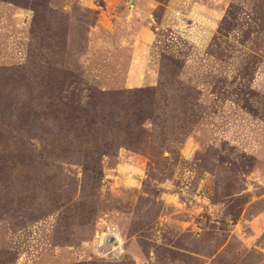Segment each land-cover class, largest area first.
Returning <instances> with one entry per match:
<instances>
[{"label":"rangeland","instance_id":"1","mask_svg":"<svg viewBox=\"0 0 264 264\" xmlns=\"http://www.w3.org/2000/svg\"><path fill=\"white\" fill-rule=\"evenodd\" d=\"M0 264H264V0H0Z\"/></svg>","mask_w":264,"mask_h":264},{"label":"crops","instance_id":"2","mask_svg":"<svg viewBox=\"0 0 264 264\" xmlns=\"http://www.w3.org/2000/svg\"><path fill=\"white\" fill-rule=\"evenodd\" d=\"M138 13V12H137ZM139 13H141V12H139ZM142 14V13H141ZM144 29V28H143ZM144 32V31H143ZM140 42V38H139V36H138V34H137V43H139Z\"/></svg>","mask_w":264,"mask_h":264}]
</instances>
